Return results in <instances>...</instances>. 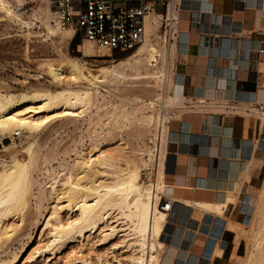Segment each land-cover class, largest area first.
Masks as SVG:
<instances>
[{"label":"bare ground","instance_id":"obj_1","mask_svg":"<svg viewBox=\"0 0 264 264\" xmlns=\"http://www.w3.org/2000/svg\"><path fill=\"white\" fill-rule=\"evenodd\" d=\"M14 1L18 6L24 3V0ZM178 2L169 1L165 16L151 12L144 18L143 40L124 59L115 61L109 51H97L84 39L82 58L110 59L107 66L91 70L86 61L65 54V46L74 37V31L59 26L48 0H38L29 8L26 20L22 13L12 8L9 0H0V13L9 23L17 25L27 38L36 34L44 42H50L57 54L56 59L37 63L53 87L30 88L17 93L0 90V139L22 132L25 140H29L21 150L23 161L13 155L10 161L0 164V241L11 240L14 243L17 229L9 219L15 216L21 225L25 210L31 204L29 201L34 199L36 238L37 242L43 243L26 258L22 256L34 240L30 234L28 241L20 244L18 252L3 250L0 246V264L46 262L55 259L56 254L71 245L84 244L91 238H98L97 247L108 246L127 255L123 263L115 257L114 263L104 264H163L166 247L160 236L168 213L159 209V203L163 197L171 205L178 201L166 191L168 187L163 170L170 140L168 123L178 118L180 111L172 103L173 95L177 93L174 73L178 54L176 43L181 35L177 27L179 14L174 10ZM163 22L167 29L164 36L160 35ZM35 27L38 32H34ZM64 69L69 71L68 82L64 81ZM259 69L264 71V58ZM132 80H142L147 86H152L159 106L154 107L151 101L142 106H132L109 100L99 105V99L104 101L105 92L109 93L106 88ZM258 97L264 104V88ZM100 110L103 112L99 114ZM54 114L80 118L89 124L95 118L96 123L91 125L100 128V132L92 131L88 145L77 141L72 150L74 159L59 161L56 168L51 166L50 155L42 156L35 138ZM259 118L264 123V110ZM110 125L117 126L121 133L125 131L127 138H131L130 152L126 156H116L117 152L112 151L113 154L109 149H101L97 137L112 132L108 129ZM92 126L90 128L94 129ZM9 148H16L14 142L10 147H3V151ZM39 161L43 166L41 176L46 182H40L30 174ZM142 171H148L153 178H147V174V179L142 181ZM35 186L37 192L34 195L32 190ZM237 192V187L234 192H227L223 203L184 202L199 213L208 212L224 218V210L228 203L235 202ZM258 197L263 199L255 202L257 205L246 216L247 222L242 224L249 230L242 235L248 248L245 257L238 259L241 264H264V195ZM238 226L230 224L228 228L238 232ZM44 236L47 238L43 239ZM80 264L103 262L96 256L95 262L81 260Z\"/></svg>","mask_w":264,"mask_h":264},{"label":"crops","instance_id":"obj_2","mask_svg":"<svg viewBox=\"0 0 264 264\" xmlns=\"http://www.w3.org/2000/svg\"><path fill=\"white\" fill-rule=\"evenodd\" d=\"M174 6L182 37L173 103L180 111L168 123L163 170L166 191L178 201L160 236L166 247L162 263L240 264L245 241L228 225L247 222L264 182L257 117L264 106L258 97L264 88V0H179ZM153 12L163 15V6ZM235 187L224 218L184 202L223 203Z\"/></svg>","mask_w":264,"mask_h":264},{"label":"rangeland","instance_id":"obj_3","mask_svg":"<svg viewBox=\"0 0 264 264\" xmlns=\"http://www.w3.org/2000/svg\"><path fill=\"white\" fill-rule=\"evenodd\" d=\"M9 2L11 3L12 8H14L15 11L17 12L22 13V18L26 20L27 19L26 11L29 8L33 7L38 2V0H24L23 5L21 6H18V4L14 0H9ZM167 9H168L167 7L163 6L162 13L164 16H165L164 13H167ZM261 29L264 33V22H263V26ZM166 30L167 29H166L165 23L163 22L161 29H160V32H161L160 35L164 36ZM178 30L180 31L179 28ZM38 31L39 30L35 27L34 32H38ZM83 40L84 39H82L80 36L75 35L72 38V40L65 46V49H64L65 54L67 56L77 58V59H82L86 61L87 67L91 70H95L99 66H107L108 65L107 62L110 61L109 58H100V57L82 58L83 55L81 53V46H82ZM135 50L131 52L122 53V54L113 53L111 56H112V59H114L115 61H118L120 59H124L125 57H128ZM55 52H56V48L54 45L52 46L50 42H44L40 38V36L36 34L29 36L27 38L23 30L19 29L17 25L9 23L0 13V90L1 91L17 93L22 90H26L30 88H39V87L51 88L53 87V85L50 83V78L44 72H42V70L38 67L37 63L41 62V60H44V59H56L57 54ZM263 58H264V55H263ZM174 64H175L174 72H176L177 67H178L177 59L175 60ZM262 72L264 73V71ZM68 75H69V71L64 69L63 76L66 77L64 80L66 82H68L67 81ZM263 79L264 78H262V81ZM262 86H264V82L262 83ZM106 90H109L108 91L109 93L105 92L104 101L99 99V103H100V104L98 103L99 105H102L103 103H106L109 100L110 102L117 101V102L129 104L132 106H142L143 104H149V102L151 101L154 103V107L159 106V101L155 96L156 90L150 85L147 86L145 82L142 80L141 81L132 80V82L124 81L115 86L108 87L106 88ZM153 90L155 92H153ZM172 103H173V100H172ZM173 105L175 104L173 103ZM258 107L259 106H257V108ZM263 109H264V106H262V108L259 109L260 113L257 114V117H260L261 113L263 112ZM100 112L102 113L103 110H100L99 114ZM59 115L60 114H57V115L54 114V117L51 115L52 118L49 121V123L46 126H44L39 131V133H37V135L35 136L36 141L37 143H39V146L42 150L41 151L42 156H45V154L50 155L49 160H52L50 161L52 168H56L58 164L62 162L63 160H65L66 162H70L74 159L72 150L74 149L75 145H77V141H83L85 145H88L89 144L88 138L91 135L92 131L96 129V132H100L99 126L91 125V124L96 123L95 118H93L94 122L89 124L87 120H82L80 118L77 119L73 117H64L62 115L60 116ZM260 121H261V118H260ZM104 122L105 121H102L101 123H104ZM263 124L264 123H262L261 121L260 125L262 128V135H261L262 140H264V125ZM89 125H91L92 128L94 129H91L90 128L91 126L88 127ZM112 126L114 125H110L108 128L112 132H109V134L104 133L99 138L97 137L98 142L100 141L99 145L101 149L102 148L104 150L109 149V151L111 150L110 152L113 151L114 153L116 152L122 153V154L116 153L115 154L116 156L117 155L126 156L130 152L131 138H127L125 131L121 133L117 129V126H114V127ZM18 133L19 134L17 136H14V135L5 136L4 138L0 139V164L10 161V157L11 156L13 157V155L14 157L18 159L21 158L22 161L25 159L21 150H22V147L26 146L25 143H27V141L29 140H25L22 132H18ZM13 142L16 146V148H14L15 150L12 148H9L7 151H3V147L5 148L10 147V145ZM127 145H129L130 147L128 146L129 147L128 148ZM126 149H127V152H126ZM38 163L39 164H36V167H34V169L30 170V174L33 176V178L35 179L37 178L36 180L40 182H43V181L46 182V180H44V177L41 176V173L43 170L42 162L39 161ZM147 174H148L147 178H150V179L153 178V177L151 178L152 174L148 173V171L147 172L142 171V175H141L142 181H145L147 179L146 178ZM263 186H264V182H263L262 187L258 189L253 195V200H252V203L249 205V208L250 207L254 208V206L257 205V203L261 199H263V197H258L259 195L260 196L264 195V194L262 195L264 191ZM36 192H37V187L35 186L32 190V193L35 195ZM29 204L30 205H28L27 209L25 210V213H24L25 219L23 220V223L21 225H19V220L17 217L14 216L9 219L10 220L9 223H12L14 228L17 229L16 236H15L16 238L14 237L15 240H13L14 243L12 244L11 240L10 241H6V240L0 241V246H2L3 250H7V251L10 250L13 252H18V249L22 245L21 243L23 244L26 243L28 241L27 236L29 234L32 235L34 240L28 246L27 252L23 254L22 256L23 258H26L27 256L31 254L33 250H36L43 245L42 242H37L38 238H36L37 229L34 226H35V219L37 218V214L34 210V199H31L29 201ZM33 215L34 216L36 215V216L33 217ZM241 227H244L245 229ZM237 228H238L237 233L239 234L242 233L240 235L241 237L244 234V232L246 234L247 230H249L243 225L242 226L239 225ZM241 230L242 232H239ZM46 238L47 237L44 236L43 239H46ZM242 238L245 241L246 250H247L248 243L246 239H244V237ZM97 241H98V238H91L89 242L86 241V243L84 242V244L79 243L74 246L71 245L69 248L63 250L62 253L60 252V254H56L55 259H49L46 262L39 260L38 262L32 263V264H80L81 260H87L93 263L95 262L96 256H99L101 258L103 264L107 262L114 263L113 259L115 257H116V260L120 261L121 263L125 261V257L127 256L126 254H121L120 252L113 251L108 246L97 247L98 245ZM23 264H26V261H24Z\"/></svg>","mask_w":264,"mask_h":264},{"label":"built area","instance_id":"obj_4","mask_svg":"<svg viewBox=\"0 0 264 264\" xmlns=\"http://www.w3.org/2000/svg\"><path fill=\"white\" fill-rule=\"evenodd\" d=\"M48 1L62 29L73 30L74 36L88 40L97 51L112 55L135 50L144 37V18L157 6L167 7L170 0ZM170 208L171 202L163 197L159 209L168 213Z\"/></svg>","mask_w":264,"mask_h":264}]
</instances>
